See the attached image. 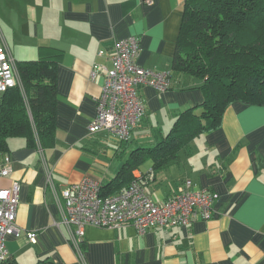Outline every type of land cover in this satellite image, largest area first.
<instances>
[{"label": "crops", "instance_id": "obj_1", "mask_svg": "<svg viewBox=\"0 0 264 264\" xmlns=\"http://www.w3.org/2000/svg\"><path fill=\"white\" fill-rule=\"evenodd\" d=\"M185 2L0 0V36L17 65L57 62L52 144L43 147L37 139L31 146L26 138L14 137L8 151L0 153V167L4 155L12 161V173L0 179V187L21 184L16 219L21 234L6 241L9 259L83 264L61 223L46 171L51 170L58 189L93 179L104 193L117 194L128 185L114 179L138 150L146 159L133 176L156 202L177 194L191 180L195 189L218 194L212 216L145 234L132 226H88L80 245L86 264H264L263 105L234 102L213 129L195 135L174 156L154 159L146 149L164 140L179 115L204 108L200 81L173 77L165 92L139 88L145 115L128 143L106 131L90 132L104 84L101 75L91 78L92 68L95 63L111 67L109 57H99L98 51L111 54L116 41L135 36L140 43L137 64L171 73ZM28 233L37 234L35 242Z\"/></svg>", "mask_w": 264, "mask_h": 264}, {"label": "trees", "instance_id": "obj_2", "mask_svg": "<svg viewBox=\"0 0 264 264\" xmlns=\"http://www.w3.org/2000/svg\"><path fill=\"white\" fill-rule=\"evenodd\" d=\"M18 70L23 90L10 89L0 103V153L8 151V140L14 137L26 138L31 146L37 139L43 147L53 141L57 62L23 61ZM171 77L200 81L204 108L179 115L164 140L146 149L154 159L174 156L195 135L213 129L234 102L264 106V0H186ZM207 119L212 123H203ZM135 152L114 179L117 185H129L146 159ZM102 194L115 193L102 188ZM0 264L19 263L10 258Z\"/></svg>", "mask_w": 264, "mask_h": 264}, {"label": "built area", "instance_id": "obj_3", "mask_svg": "<svg viewBox=\"0 0 264 264\" xmlns=\"http://www.w3.org/2000/svg\"><path fill=\"white\" fill-rule=\"evenodd\" d=\"M140 43L135 37L124 38L114 43L112 53L99 50V57H109L111 67L95 63L91 78H104L102 93L98 99L97 115L90 132L106 131L120 142L128 143L131 132L145 115V104L139 88L150 86L157 91H168L172 86L170 72H159L137 64ZM14 87L22 88L18 65L0 36V103L5 93ZM43 154L44 149L39 147ZM12 173L10 156L4 155L0 167V179ZM47 181L55 193L61 223L65 225L69 241L86 264L80 245L85 229L93 226L103 229H121L132 226L139 233L149 229H168L187 226L197 219L208 220L212 216L218 194L209 190L195 189L191 180H186L177 194L158 203L138 179H133L125 191L105 196L101 184L93 179L58 189L51 170L46 171ZM21 184L18 181L8 188L0 187V263L9 259L6 241L10 236H19L21 229L16 223L20 201ZM35 242L36 233H28Z\"/></svg>", "mask_w": 264, "mask_h": 264}, {"label": "rangeland", "instance_id": "obj_4", "mask_svg": "<svg viewBox=\"0 0 264 264\" xmlns=\"http://www.w3.org/2000/svg\"><path fill=\"white\" fill-rule=\"evenodd\" d=\"M173 124H174V123H172V125H171V126H173Z\"/></svg>", "mask_w": 264, "mask_h": 264}]
</instances>
